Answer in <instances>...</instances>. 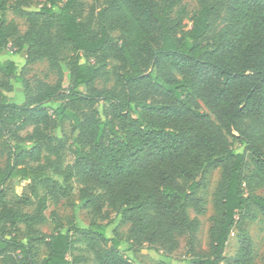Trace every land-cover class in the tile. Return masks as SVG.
I'll return each instance as SVG.
<instances>
[{"label":"trees","instance_id":"trees-1","mask_svg":"<svg viewBox=\"0 0 264 264\" xmlns=\"http://www.w3.org/2000/svg\"><path fill=\"white\" fill-rule=\"evenodd\" d=\"M0 0V54L25 51V65L45 62L53 84L33 85L13 61H0V264H36L12 235L47 221L48 203L72 194L94 218L104 210L128 224L125 238L92 222L62 223L54 211L40 264H133L144 246L171 254L187 237L191 264H253L245 225L264 218V0ZM23 18L19 32L7 13ZM189 24V26L187 25ZM69 47L68 75L61 53ZM113 82L98 88L99 79ZM11 81L22 105L8 103ZM80 88L84 92L79 91ZM59 101L55 109L49 104ZM67 123L71 137L56 132ZM24 133V135H22ZM73 162L65 163L67 142ZM243 147L237 153L233 144ZM220 170L206 251L197 249L201 213L197 178ZM29 195L5 199L9 180ZM45 190L39 195L38 187Z\"/></svg>","mask_w":264,"mask_h":264},{"label":"rangeland","instance_id":"rangeland-1","mask_svg":"<svg viewBox=\"0 0 264 264\" xmlns=\"http://www.w3.org/2000/svg\"><path fill=\"white\" fill-rule=\"evenodd\" d=\"M188 8L190 10L196 7V0H185ZM43 0H32L26 7L25 11L37 10L41 7ZM85 10L91 4L90 0L82 1ZM7 18L13 20L17 23L19 32L23 33L26 26L25 20L23 18L13 15L10 11L7 13ZM189 26V24H187ZM7 55H1L0 61L4 62L6 58H12L22 70L25 78L33 85V82L36 80H43L48 83L53 84L56 80L54 74L48 71L47 64L45 62L35 63L32 65H25V51L14 54L13 50L9 49ZM71 55V50L69 47H65L61 53V67L65 76L68 75L67 71V61ZM13 91L11 93H5L8 103L22 105L25 102V97L21 86L13 81ZM113 82L111 78L109 79H99L96 82L98 88H110L112 87ZM79 91L84 92L83 88H80ZM59 101H55L48 105L50 109H55L59 105ZM58 137L67 138L71 137L70 127L67 123H64L60 129L56 132ZM24 135V133H22ZM233 148L237 153L243 151V147L237 143L233 144ZM7 148L5 147L3 140L0 138V169L5 165L7 157ZM73 146L71 141L67 142V151L65 153V163L73 162ZM221 171L213 170L208 171L204 175H201L197 178V190L196 195L201 201V213L195 214L192 210L188 211L190 218H197L199 220V228L195 234V241L197 249L206 251L209 244V235L208 230L211 226V217L213 215V200H214V191L216 189L217 183L220 179ZM72 187V194L67 197L59 200L56 203L50 201L48 203V209L45 211L47 221L42 224L35 226L33 231H26L21 227L20 232L15 236L12 235L11 238H15L17 242L28 245L31 248V255L36 264H40L43 258L47 255V249L44 245L39 242L40 236H47L52 233L54 224L50 218V213L52 211L58 216L59 220L62 223H65L66 220L73 221L79 227H88L90 223L95 222L101 226H105L108 235L110 236L113 230L117 232L120 238H125L128 224L118 219L115 213H111L108 210H104L105 215L101 217L94 218L89 210L83 207V204L77 198V186L74 183H70ZM5 192V199L9 202H17L23 198H26L29 195V190L27 187V182L13 179L9 180L3 186ZM39 195L45 194L43 187H38ZM258 194L264 196V190L261 189L258 191ZM248 236L250 238L253 264H264V218L260 214H256V219L253 222L247 223L245 225ZM237 231L234 230L229 237L228 243L225 249V257L228 262L224 264H230V260L237 253L239 243L237 239ZM187 237L182 236L179 238V248L177 251L171 254H165L161 250H155L144 246L140 251L136 253L125 252L124 256L133 264H191L189 254L187 253L186 247ZM79 249L82 250L81 254L84 255L88 262L85 264H93L91 262L92 256L91 253L85 250L83 244L77 245Z\"/></svg>","mask_w":264,"mask_h":264},{"label":"crops","instance_id":"crops-1","mask_svg":"<svg viewBox=\"0 0 264 264\" xmlns=\"http://www.w3.org/2000/svg\"><path fill=\"white\" fill-rule=\"evenodd\" d=\"M1 55H7V53H2V54H0V56ZM5 60H9V61H13V62H15L12 58H6Z\"/></svg>","mask_w":264,"mask_h":264}]
</instances>
